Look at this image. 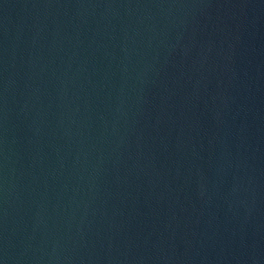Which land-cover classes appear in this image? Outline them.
<instances>
[{"label": "water", "instance_id": "95a60500", "mask_svg": "<svg viewBox=\"0 0 264 264\" xmlns=\"http://www.w3.org/2000/svg\"><path fill=\"white\" fill-rule=\"evenodd\" d=\"M0 264H264V0H0Z\"/></svg>", "mask_w": 264, "mask_h": 264}]
</instances>
